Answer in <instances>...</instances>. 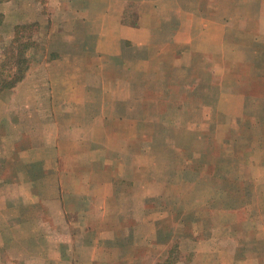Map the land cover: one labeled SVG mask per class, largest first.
<instances>
[{
  "label": "rangeland",
  "instance_id": "374dc122",
  "mask_svg": "<svg viewBox=\"0 0 264 264\" xmlns=\"http://www.w3.org/2000/svg\"><path fill=\"white\" fill-rule=\"evenodd\" d=\"M207 1L211 7L205 14L228 20L224 56L187 52L181 57L164 38L175 26L159 22L153 25L163 29L152 34L148 63L141 55L140 61L128 60L123 66L110 57L87 60L74 53L68 63V53L77 44L98 46L95 40H82L89 29L84 26H20L12 31L15 37L2 44L0 88L21 76L20 59L26 65L25 59H44L48 34L59 32L55 45L61 53L52 58L60 64L53 77L58 110L73 111L72 123L100 111L108 118L123 116L121 122L107 123V152L94 156L113 168L93 178L112 179L120 193L107 204L108 222L102 227L107 229L106 260L132 253L138 264H264V40L258 38H264V28L259 30L250 14L257 12V0ZM71 34L81 40L70 41ZM65 100L83 104L79 108L63 104ZM44 108L49 113L50 106ZM131 117L133 121L126 119ZM66 120L62 117L64 124ZM83 176L87 174L76 178ZM21 204L28 203L3 204L0 198V264H37L28 245L15 242L29 237L15 218ZM121 209L134 225L139 222L134 232L131 222L119 231ZM117 242L128 247L120 249ZM134 243L139 247L129 252ZM50 250L48 260L61 259ZM3 252L8 255L5 263Z\"/></svg>",
  "mask_w": 264,
  "mask_h": 264
},
{
  "label": "crops",
  "instance_id": "0c3cea01",
  "mask_svg": "<svg viewBox=\"0 0 264 264\" xmlns=\"http://www.w3.org/2000/svg\"><path fill=\"white\" fill-rule=\"evenodd\" d=\"M210 3L207 0H0V57L3 56L2 44L15 37L12 31L17 27L52 23L88 27L82 40L98 43L95 49L77 44L73 52L68 53V63L73 53L87 60L90 56L98 60L110 57L123 66L128 60L140 61L141 55L148 63L153 47L152 34L163 29L155 28L156 22L175 26L164 38L176 54H182L181 57L189 55L187 52L201 57L224 56L228 20H215L205 14L203 10L211 7ZM256 4L257 12L250 14L257 19L261 30L264 28V0H257ZM62 15L67 20H59ZM59 34H48L49 46L42 53L45 58L31 63L22 80L0 88V198L3 204L8 201L28 203L21 204L15 218L18 224L26 227L29 237L18 238L15 242H25L37 264H138V257L132 253L122 260L120 257L119 260L104 258L107 229L102 227L108 222L107 204L120 193L114 190L112 179L104 176L97 181L92 176L104 175L107 169L113 168L105 158L96 161L94 156L107 152V123L121 122L123 116L108 118L100 111L83 122L72 123L73 111L64 114L58 110L61 102L53 77L58 75L60 64L52 58L61 53L55 45L61 37ZM71 35L70 41L81 40ZM258 38L264 40L261 36ZM107 41L112 44L106 45ZM63 104L80 108L83 103L65 100ZM47 105L49 113L44 108ZM64 116L67 124L62 121ZM126 119L133 121L132 117ZM75 135L78 138L71 139ZM84 137L88 138L87 142L82 139ZM81 174L87 176L76 178ZM48 191L52 196L44 198ZM118 215L121 219L119 231L123 232L131 222L130 230L134 232L137 227L133 226H138L139 222L134 225L130 215L124 214L122 209ZM116 244L120 249L128 247L120 242ZM133 246L139 247V244H130L129 252ZM7 247L13 246L7 243ZM49 248L61 259L48 260L51 257ZM2 249L5 252V248ZM4 252L5 263L8 255L4 256Z\"/></svg>",
  "mask_w": 264,
  "mask_h": 264
},
{
  "label": "trees",
  "instance_id": "16d2710c",
  "mask_svg": "<svg viewBox=\"0 0 264 264\" xmlns=\"http://www.w3.org/2000/svg\"><path fill=\"white\" fill-rule=\"evenodd\" d=\"M24 46H25V45H23L22 48H24ZM22 59H23V58H22ZM25 61L28 62L27 65H26V63H25L23 60L20 59V65H23L24 69H23V71H22L21 76H20L18 79H16V81H15L13 84H11V85H14V84L17 83L18 81L22 80V79L24 78V76L26 75V73H27V71H28V69H29L31 63H29V61H28L27 59H25ZM9 86H10V85H9Z\"/></svg>",
  "mask_w": 264,
  "mask_h": 264
}]
</instances>
